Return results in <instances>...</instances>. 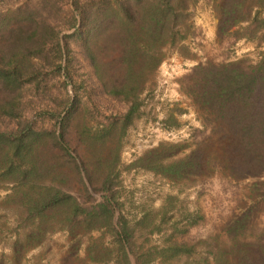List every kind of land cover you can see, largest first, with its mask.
<instances>
[{"label":"trees","instance_id":"trees-1","mask_svg":"<svg viewBox=\"0 0 264 264\" xmlns=\"http://www.w3.org/2000/svg\"><path fill=\"white\" fill-rule=\"evenodd\" d=\"M197 1L33 0L0 8V208L16 222L0 227V236L16 230L8 263L0 257V264H20L55 231L69 239L62 262L76 258L83 235L100 232L85 244L86 263L264 264V225L257 221L264 212V52L250 65H194L180 89L201 113V126L120 168L121 141L140 115L141 94L169 49L185 53ZM215 6L217 38L264 40V0H215ZM55 83L60 98L51 92ZM99 99L123 109L89 118ZM173 111L182 110H170L166 127L178 125ZM122 168L184 186L212 176L233 185L249 179V202L222 223L224 240L188 241L204 216L195 210L174 217L176 195L155 212L144 210L133 225L116 216ZM73 175L84 201L70 190ZM143 230L162 233L161 242L138 244Z\"/></svg>","mask_w":264,"mask_h":264},{"label":"rangeland","instance_id":"rangeland-1","mask_svg":"<svg viewBox=\"0 0 264 264\" xmlns=\"http://www.w3.org/2000/svg\"><path fill=\"white\" fill-rule=\"evenodd\" d=\"M23 1L33 0H0V8L5 9ZM217 19L215 0H198L191 8L190 21L194 26V34L183 42L186 47L184 54H181L177 48L167 51L150 85L141 94L143 105L140 115L127 128L121 141L120 168L157 143L185 140L192 128L201 126V113L180 89V80L194 65L218 64L235 60L242 61L244 65H250L258 60L261 52H264V40H235L231 35L217 38L215 34ZM49 78H51L50 75ZM50 87L56 98L63 95L57 83ZM64 89L67 94L71 95L69 84H66ZM92 107L97 109V115L90 112L88 117L98 120L109 111H122L123 109L122 104L108 99H99ZM175 107L182 110L181 113L173 111L178 125L166 127L167 123L164 121L170 110ZM33 108L34 111L37 110L36 107ZM250 182L251 180L246 179L233 185L219 176H212L205 183L184 186L171 184L149 171L122 168L116 187L118 202L116 216L122 215L133 225L144 210L155 212L167 195H176L177 199L173 202L174 207L171 211L174 217H179L183 211L195 210L204 216L198 225L188 231L186 240L196 241L210 237L222 241L224 235L220 232L221 225L231 213L237 211L241 204L249 202L248 185ZM69 185L70 190L84 201L80 191L82 184L76 175L71 177ZM86 186L91 198L98 199L100 194L93 193L87 184ZM4 193L5 191L0 189V196ZM262 204L264 207V201ZM257 221L260 225H264V212ZM15 224L13 213L8 209L0 208V227L3 229V225L15 226ZM146 231H137L138 244L145 245L149 242L159 244L161 242L162 233L147 234ZM15 232L16 230L5 232L0 236V257L6 263H8V245ZM99 235L100 232L83 235L76 258L62 262L68 250L69 239L66 232L55 231L48 234L39 246L28 251L20 264H89L83 260V249L90 237ZM103 240L108 243V236L105 235Z\"/></svg>","mask_w":264,"mask_h":264}]
</instances>
